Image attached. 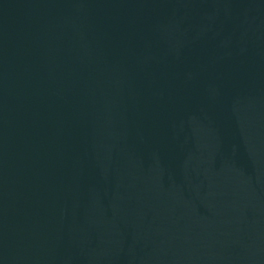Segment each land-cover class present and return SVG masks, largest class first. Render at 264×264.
<instances>
[{
    "label": "water",
    "instance_id": "obj_1",
    "mask_svg": "<svg viewBox=\"0 0 264 264\" xmlns=\"http://www.w3.org/2000/svg\"><path fill=\"white\" fill-rule=\"evenodd\" d=\"M0 264H264V0H0Z\"/></svg>",
    "mask_w": 264,
    "mask_h": 264
}]
</instances>
